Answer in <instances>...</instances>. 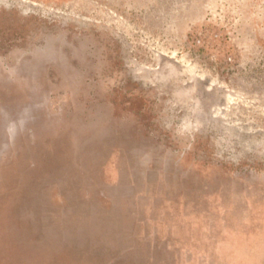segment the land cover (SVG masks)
<instances>
[{"label": "rangeland", "instance_id": "1", "mask_svg": "<svg viewBox=\"0 0 264 264\" xmlns=\"http://www.w3.org/2000/svg\"><path fill=\"white\" fill-rule=\"evenodd\" d=\"M0 264H264V0H0Z\"/></svg>", "mask_w": 264, "mask_h": 264}]
</instances>
